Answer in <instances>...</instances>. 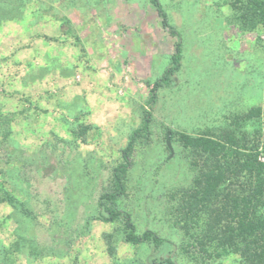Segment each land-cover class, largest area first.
<instances>
[{
    "label": "rangeland",
    "instance_id": "rangeland-1",
    "mask_svg": "<svg viewBox=\"0 0 264 264\" xmlns=\"http://www.w3.org/2000/svg\"><path fill=\"white\" fill-rule=\"evenodd\" d=\"M159 1L182 38V65L150 107L118 202L140 232L166 238L156 248L125 242L118 221L97 216L177 38L151 0H0V264H242L177 223L172 194L194 174L167 137L236 125L264 106V24L245 28L234 0Z\"/></svg>",
    "mask_w": 264,
    "mask_h": 264
},
{
    "label": "trees",
    "instance_id": "trees-1",
    "mask_svg": "<svg viewBox=\"0 0 264 264\" xmlns=\"http://www.w3.org/2000/svg\"><path fill=\"white\" fill-rule=\"evenodd\" d=\"M151 2L162 19V26L177 41L170 66L155 82L147 83L149 97L142 108L141 123L131 131L127 145L121 149L120 160L101 191L97 219L118 221L125 242L153 244L158 248L166 238L152 229L140 232L131 214L118 206L119 199L127 194V174L135 145L150 134L153 119L150 107L156 103L159 89L172 84L182 65V38L169 23L160 1ZM231 5L239 12L237 18L245 28L264 24V0H234ZM236 119V125L205 128L195 134L171 130V139L188 151L194 174L192 183L173 193L172 199L180 195L176 207L180 215L177 223L200 247L214 244L218 248V257L234 253L242 264H264V106H252ZM240 119L256 122L257 127L249 132L238 131ZM4 193L5 200L15 202L11 194ZM111 237L109 235V252L113 254L115 248ZM157 264L177 263L167 258Z\"/></svg>",
    "mask_w": 264,
    "mask_h": 264
},
{
    "label": "water",
    "instance_id": "water-1",
    "mask_svg": "<svg viewBox=\"0 0 264 264\" xmlns=\"http://www.w3.org/2000/svg\"><path fill=\"white\" fill-rule=\"evenodd\" d=\"M167 141H168V144H169V146H170V143H169V134H168V137H167Z\"/></svg>",
    "mask_w": 264,
    "mask_h": 264
}]
</instances>
